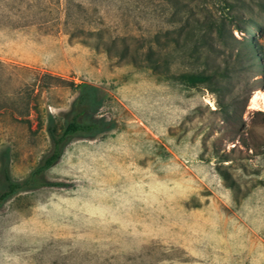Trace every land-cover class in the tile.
<instances>
[{
    "label": "rangeland",
    "instance_id": "rangeland-1",
    "mask_svg": "<svg viewBox=\"0 0 264 264\" xmlns=\"http://www.w3.org/2000/svg\"><path fill=\"white\" fill-rule=\"evenodd\" d=\"M124 36L172 78L105 49ZM85 85L115 126L68 143L44 173L63 185L4 201L0 264H264V0H0V181L42 162Z\"/></svg>",
    "mask_w": 264,
    "mask_h": 264
},
{
    "label": "trees",
    "instance_id": "trees-1",
    "mask_svg": "<svg viewBox=\"0 0 264 264\" xmlns=\"http://www.w3.org/2000/svg\"><path fill=\"white\" fill-rule=\"evenodd\" d=\"M171 33L173 32L167 31L162 35L156 34L154 42L157 45L164 44L165 46L169 45V42L177 43V36L171 35ZM161 36L165 37L163 42L160 40ZM119 40H121V45H119ZM134 40L138 39L130 36H124L118 39L115 38L112 40L111 46L107 45L105 49L109 52L113 51L115 55L133 63H136L138 58L142 55L148 62L149 68L152 69L156 75L167 79L172 78L171 67L165 62L161 50L155 49L152 45L144 44L140 46L142 50H139V46L132 49L131 42ZM246 42L252 49H259V46H254L253 41L250 39ZM207 50L210 49L208 48ZM205 53L206 52L194 49L192 55H196V57L200 58L204 56ZM180 77H186V81L196 84L211 81L214 75L202 71L191 74L183 73ZM102 104L103 100L98 96L96 90L92 86L85 85L79 96L73 102L71 110L66 114L64 124L60 130H58L54 124V118L49 116L47 130L50 136V151L29 176L22 180L13 179L9 171L8 162L6 160L4 161L2 167V180L0 181V206L9 196L16 192L45 185H63L62 182H50L46 180L44 173L60 159L65 147L75 138H94L115 126L113 120L98 115V110ZM228 160L229 159H224L223 161ZM221 174L225 177L223 172H221Z\"/></svg>",
    "mask_w": 264,
    "mask_h": 264
},
{
    "label": "bare ground",
    "instance_id": "bare-ground-1",
    "mask_svg": "<svg viewBox=\"0 0 264 264\" xmlns=\"http://www.w3.org/2000/svg\"><path fill=\"white\" fill-rule=\"evenodd\" d=\"M252 107L256 108V109H263L264 108V94L263 93L257 92V93H255V95H253Z\"/></svg>",
    "mask_w": 264,
    "mask_h": 264
}]
</instances>
